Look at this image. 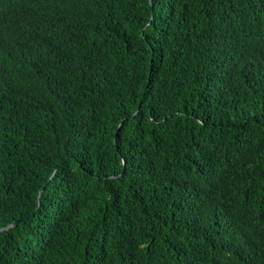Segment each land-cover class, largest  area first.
Wrapping results in <instances>:
<instances>
[{"label": "trees", "instance_id": "16d2710c", "mask_svg": "<svg viewBox=\"0 0 264 264\" xmlns=\"http://www.w3.org/2000/svg\"><path fill=\"white\" fill-rule=\"evenodd\" d=\"M31 212L0 264H264V0H0V226Z\"/></svg>", "mask_w": 264, "mask_h": 264}, {"label": "water", "instance_id": "95a60500", "mask_svg": "<svg viewBox=\"0 0 264 264\" xmlns=\"http://www.w3.org/2000/svg\"><path fill=\"white\" fill-rule=\"evenodd\" d=\"M135 112H136V111H134V113H135ZM134 113H133V114H134ZM122 121H123V119H121V120L119 121V123H118V125H117V128L120 126V124L122 123ZM116 133H117V131L115 130V131H114V140H115V135H116ZM53 173H54V171L50 174L49 178L52 177ZM44 185H45V183H42L41 187H40L39 190H38V194H37V207H38V205H39V203H40V195H41V191H42L43 188H44ZM32 213H33V212H31V213L28 214V215L19 216V217L14 218V219L11 220L10 222L6 223L5 225L0 226V230L8 229V228H11V227L15 226L20 220H24V219H26V218H27L29 215H31Z\"/></svg>", "mask_w": 264, "mask_h": 264}]
</instances>
